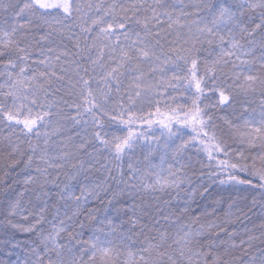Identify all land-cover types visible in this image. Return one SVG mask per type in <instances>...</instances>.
I'll return each instance as SVG.
<instances>
[{"label": "snow or ice", "instance_id": "snow-or-ice-1", "mask_svg": "<svg viewBox=\"0 0 264 264\" xmlns=\"http://www.w3.org/2000/svg\"><path fill=\"white\" fill-rule=\"evenodd\" d=\"M0 162L24 186L0 225L36 237L0 264H264V219L228 231L241 189L264 217V0H0ZM49 185L71 215L46 219ZM212 185L229 211L205 224ZM29 189L44 206L14 223Z\"/></svg>", "mask_w": 264, "mask_h": 264}, {"label": "trees", "instance_id": "trees-1", "mask_svg": "<svg viewBox=\"0 0 264 264\" xmlns=\"http://www.w3.org/2000/svg\"><path fill=\"white\" fill-rule=\"evenodd\" d=\"M172 2H175V0H172ZM183 2L188 3V2H195V0H183ZM223 114V113H221ZM190 131V130H188ZM156 135H159V132H156ZM195 153V149L191 150L190 154H194ZM201 162H203L205 165L207 164V159L206 156L201 153L198 157ZM222 159L224 157H221ZM143 157H141L139 154H137L136 157L133 158L132 163L135 165L137 160H142ZM129 161H125V172H126V176L125 178H127V163ZM154 164H159L160 161L158 158L153 159L152 161ZM169 163H171V161H169ZM0 166H2V163L0 164ZM165 167H167V165H165ZM199 167V165L197 166ZM205 171H208V169L206 168ZM115 174V173H114ZM53 176H55V173H52ZM17 179H22V177H16ZM63 178V177H62ZM8 183H11V179L8 180ZM196 183H199V181H196ZM205 185H209L210 182L205 179L204 181ZM47 190L52 194L51 198L49 199V208L45 213L46 219L47 220H52L53 216L55 215V210L51 207V205L55 204L57 205V207L60 208V219H63V213L67 210L68 214L71 215V212L74 210L75 205L73 204H69L68 208L65 209L64 202L63 201H59L56 197V192L58 191L56 189V187L54 185H49ZM24 191V186L23 184H16L13 185V190L10 192H5V185L3 184V182H0V201L5 200L6 198H12L15 197L17 193L19 192H23ZM202 192V189L200 190ZM77 194H79L77 192ZM227 193L223 192L220 188H218L216 185H212L211 187H209V192L208 193H204L203 195H196V197L194 198L195 202L191 204V215H200L202 213H207V215H201V223H212V222H219V220L224 219V213L228 212V203H230V201L227 199ZM254 195H257L254 192H250L247 190H243L241 189L239 192V196L240 197H246V199H236V192L233 191L232 192V196L234 199H236V207L232 208L231 211L234 213V215L232 216L231 220L232 223L230 225H228V231L232 232L233 229H235L236 235L233 237V241L235 243H239V241L241 239H245V233L243 231V228L246 226L248 229H252L253 225H259L262 221V219H264V217L261 216L260 214V209L259 206L257 207H253L251 204V200L252 197ZM102 198L104 199V203H101L100 199H96V198H92L90 197L87 201V203H84L81 205V215L79 216V220L82 222L87 223V221L85 220V216L87 214L88 211L91 210H96L95 215L99 216V217H103L105 215V209H109V214H111V207L107 204V199L108 197H103V194H101ZM147 195H145V199H147ZM223 198V203L222 204H217L216 201L217 200H221ZM164 199H168L167 196L164 197ZM139 202V201H137ZM21 204L22 206L27 209V211L23 212L21 215L15 217L13 219L14 223H25L23 216L28 215V212H38L39 209L41 207H43V203H41L40 201L37 200V196L35 194V192L32 189H29V191L24 192L23 197L21 198ZM169 209H171L172 212H177L178 210L176 209L175 206V201L170 205V206H164L163 210L165 212V214H167L169 212ZM216 210V215H212L213 210ZM249 209H251V211H249ZM239 210H243L244 212H246L248 214V216L251 218L250 220H244L243 217L240 218V221H237L236 216L239 215ZM129 215H131V213H129ZM128 217H124V219L126 220ZM174 218V217H173ZM0 219H2V217H0ZM28 222H34L32 220V217H29ZM117 223H119V221H117ZM43 227L45 228V230L50 229L51 225H49L48 223H45L43 225ZM89 231L87 228H85L84 230V235H83V239H87L88 235H89ZM249 234H256L258 235L259 232L256 231L254 233L250 232ZM9 239L11 240V243L8 245L7 251L8 252H12L13 251V246L18 245L17 247H15V254L12 255V260L15 261V259L17 258V255H21L23 254V252L25 251V249L27 248V246L34 240L36 239V237L31 234V233H26V232H22V231H17L14 230L10 227H5L0 225V253L5 251V248L3 247V242L5 239ZM221 239L223 240H227L228 238L226 236H222ZM0 258L3 259H8L7 255H4Z\"/></svg>", "mask_w": 264, "mask_h": 264}, {"label": "rangeland", "instance_id": "rangeland-1", "mask_svg": "<svg viewBox=\"0 0 264 264\" xmlns=\"http://www.w3.org/2000/svg\"><path fill=\"white\" fill-rule=\"evenodd\" d=\"M2 162H0V164H1ZM3 175V173L2 172H0V176H2Z\"/></svg>", "mask_w": 264, "mask_h": 264}]
</instances>
